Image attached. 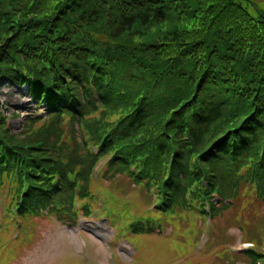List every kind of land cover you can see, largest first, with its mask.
<instances>
[{
    "label": "trees",
    "instance_id": "obj_1",
    "mask_svg": "<svg viewBox=\"0 0 264 264\" xmlns=\"http://www.w3.org/2000/svg\"><path fill=\"white\" fill-rule=\"evenodd\" d=\"M8 81L30 94L27 123L43 117L48 126L41 142L17 143L0 102V185L11 183L9 207L18 203L25 224L44 211L74 223V212L95 206L74 207L72 194L56 201L83 176L69 179L52 157L48 133H64L61 124L70 150L86 151L88 165L75 166L88 174L108 156L102 176L120 171L154 188L157 211L182 197L214 217L223 183L263 187L264 7L255 0H0V85Z\"/></svg>",
    "mask_w": 264,
    "mask_h": 264
},
{
    "label": "rangeland",
    "instance_id": "obj_2",
    "mask_svg": "<svg viewBox=\"0 0 264 264\" xmlns=\"http://www.w3.org/2000/svg\"><path fill=\"white\" fill-rule=\"evenodd\" d=\"M255 1L258 6L264 7V0ZM147 31L150 32L144 39L156 33L154 28ZM6 83L0 85V102L7 106L3 112L5 126L10 134L15 135L17 143L41 142L44 133H40V130L47 129L46 120L42 117L28 124L26 114L33 111H27L33 107L30 96L24 87L20 89L9 81ZM60 127L65 129L64 133H58L57 136L51 135L50 131L48 133V144L55 142L54 149H51L54 151L52 157L57 159L56 164L62 163L69 168L72 173L69 179L74 173L78 176L81 170L83 176L73 186L72 193L68 192L66 200L63 201L62 197L56 201L66 205L72 194V201L80 202V207L88 199L89 202L95 200V206L100 202L105 203L106 212H117L116 220H121L122 216L127 223L134 222L139 216H152L157 220L150 223L142 221L141 226L137 224L139 233H130L129 229L126 233V229H117V233L122 236L118 240L113 230L115 225L110 227L105 215H90L85 220H76L72 227L50 213L29 216L32 224H25L23 217L16 224L18 203L13 208L9 207L8 193H11L12 185L4 182L0 185V246L4 245L0 247V258L6 261L3 263L0 259V264H264V198L260 195L264 193V183L260 188L256 181L249 182L248 178L236 180V186L232 184L234 179L226 185L223 183L224 196L220 199L212 196V201L217 205L214 217L210 218L207 212L205 220L202 215L193 213L183 205L182 197H178L172 210L157 211L155 203L158 198L153 197L156 190L151 194L149 189L138 185L120 171L102 176L108 156H98L91 165L90 173L86 174L85 166L82 165L87 166L88 162L86 158H81L86 155V151H71L69 145L74 143L69 136V127L64 124ZM61 141L67 144H61ZM94 147L89 143L92 153ZM75 159H80L82 165L75 166L72 162ZM163 174L158 171V176ZM167 174L170 173L167 171ZM259 179L264 180V176L261 175ZM82 185H85L86 194H82L84 199L77 195ZM18 195H22V190ZM186 196L188 190L185 191ZM9 222L13 227L16 224L11 229L14 238H21L28 231L32 235L17 243L15 239H8L10 236L4 233ZM149 225L155 230L150 231ZM136 234H139L137 240ZM246 247L253 250H234ZM110 250L115 254H111Z\"/></svg>",
    "mask_w": 264,
    "mask_h": 264
}]
</instances>
